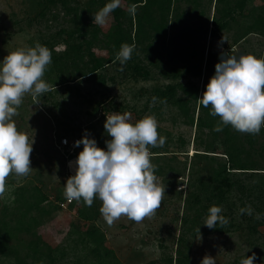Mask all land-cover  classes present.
Masks as SVG:
<instances>
[{
	"label": "rangeland",
	"instance_id": "rangeland-1",
	"mask_svg": "<svg viewBox=\"0 0 264 264\" xmlns=\"http://www.w3.org/2000/svg\"><path fill=\"white\" fill-rule=\"evenodd\" d=\"M200 1L198 11L187 21L201 30L196 34V39L198 50L203 49L202 56L206 57L208 51L215 50L219 54L228 53L237 57L252 54L264 58V37L257 34H249L232 46L251 22V10L264 12L263 0H247L243 12H233L231 27L220 34L212 32L211 20L206 18L210 14L211 19L215 0L212 3L209 0ZM42 2L0 0V61L18 48L34 47L36 42L43 45L47 36H56V41L62 43L57 32L69 26L68 18L58 8L51 12L44 11ZM77 2L83 4L86 0H76L74 4ZM181 6L189 9L191 5L183 2ZM200 10L205 13L203 16L199 14ZM104 28L103 31H106V26ZM56 49L62 50L63 46L57 45ZM96 53L102 55L105 51L98 49ZM175 63L180 67L184 61ZM214 72L203 70L201 76L188 74L178 82L201 88L203 80H209ZM153 76L149 80L138 78L135 81L124 73V66L114 63L73 86L53 90V97L45 93L43 98V94L39 102L40 99H48L45 106L41 102L36 104L30 94L25 96L18 109L19 115L13 120L18 131L26 133L29 139L33 137L30 166L34 171L26 178L9 176L6 181L8 191L0 199V203L8 208L3 212L4 206L1 209L0 205V222H5L4 229L12 231L18 216L23 212L37 219L33 227L20 230L15 235L12 232L7 242L15 247L24 263L167 264L170 257L172 260L176 257L177 240L183 235L186 240L183 251L186 264H200L206 254L215 258L216 264H240L242 258L253 253L257 258L254 264H264V224L260 218H256L255 210L252 216L239 214V209L252 206L254 199L243 205L233 202L235 192L233 197L227 196L225 201L228 203L222 204L221 208L222 213L229 216L228 224L219 232H214L203 225L204 219H200V239L194 228L183 225L185 197L197 193L202 195L204 201H208L211 195L210 177L216 163L213 157L203 156V144L194 135L196 123L193 126L183 124L181 113L176 107L164 106L159 116H155L159 125L158 133L166 137V142L163 146L149 149L152 153L151 163L157 169L155 174L160 183L165 184V197L154 217L136 223L122 216L112 226H108L99 211L101 201L98 199L94 200L91 207L84 206L81 201L66 210L53 209L45 201L40 203L41 195L61 197L66 179L74 175V163L70 168L69 163L61 157L63 154L55 150V139L62 135L80 138L87 132L99 148L106 150L105 140L111 139L103 128L106 116L112 112H127L131 116L129 122L135 123L145 115H153L149 111L154 106L153 101L148 102L151 90L171 82L162 79L157 73H153ZM43 79L54 87L58 84L51 64ZM48 107L52 112H47ZM183 140L185 146L180 147ZM221 148L220 139H216L215 152H222ZM253 158L259 164L257 168H263V159L259 155ZM70 161L74 162L75 159ZM217 161L221 162V159ZM260 175L264 178V174H253L249 183L259 187L262 183ZM17 187L23 188L25 192L13 202L12 192ZM0 264L17 262L9 255H0Z\"/></svg>",
	"mask_w": 264,
	"mask_h": 264
},
{
	"label": "trees",
	"instance_id": "trees-1",
	"mask_svg": "<svg viewBox=\"0 0 264 264\" xmlns=\"http://www.w3.org/2000/svg\"><path fill=\"white\" fill-rule=\"evenodd\" d=\"M42 1L44 11L51 12L58 8L70 23L69 28H63L57 32L62 43L56 41V36H47L43 42V46H46L52 53L51 65L58 78V84L54 87L55 90L73 86L83 79L94 76L111 64H118L119 62L115 61V55L123 43L135 45L131 59L123 65L124 73L126 72L135 81L138 78L142 80L154 78L153 73L159 74L164 80L171 81L151 90L148 102L153 101V97L157 99L149 111L157 117L162 107H176L181 113L183 124L193 126L196 123L194 135L203 144L202 152L205 154L203 156L213 157L216 163L210 177L211 195L208 197V201H204L202 195L197 193H190L185 197L183 225H189L196 230L199 220H205L208 209L213 205L221 207L222 204L228 203L225 200L227 196L233 197V192L236 193V197H233L234 203L241 202L244 205L245 203L249 204L254 199L251 208L260 214V221L264 224L263 175L259 176L262 180L259 187L249 183V180L253 179V174H264V166L257 168L259 164L253 158L254 155H259L264 163V128L261 129L259 135L241 134L234 131L230 126L225 127L222 132H214L212 129L217 124L219 117L210 116V109L199 106L196 102V99H199L205 91V86L209 80H203L201 88L197 85H183L178 82L188 74L201 76L203 70L208 73L214 72V66L220 60L221 54L215 50L208 51L206 57L202 56L203 49L198 50L196 39V34L201 30L187 21L198 11L201 1L121 0V5L111 13L109 21L104 26L93 24L92 15L110 0H86L83 4L78 2L74 4L76 0ZM209 1L212 3V0ZM246 1L215 0L211 19L210 14L206 17L209 21L211 20L212 32L220 34L230 28L233 12L242 13L246 8ZM183 2L191 5L190 8L183 9L181 6ZM131 4L137 5L135 15H130L127 11ZM199 14L203 16L205 13L200 10ZM251 14V22L245 30H242L243 32L240 33L238 40L232 46L244 40L249 34L264 37V12H255L252 9ZM105 26L107 30L103 31ZM62 36H66V38ZM57 45H62L63 49H56ZM98 49L104 50L105 54L96 53ZM229 49L230 47L227 48V50ZM227 55L230 54L227 53ZM178 60L184 61L180 67L176 66L175 63ZM53 90L50 89L47 96L53 97ZM45 96L44 94L43 98ZM47 100L42 101L40 99V102L45 106ZM161 100H166V103H161ZM40 107L42 108L41 105ZM47 110V112H52L50 107ZM135 118L139 119L138 116ZM206 136L207 139H204ZM58 137L57 140L62 137L69 138L63 135ZM216 139L221 141L222 152H215L214 143ZM184 146L183 140L180 147ZM54 148L56 150L55 144ZM77 151L73 155L67 157L61 155V157L67 163L68 160L76 158ZM209 153L212 155L219 154V156H210ZM217 158H220L221 162L217 161L220 160ZM258 171H263V173H256ZM72 174H75V170L72 171ZM24 192L25 190L21 187L15 188L12 192V197L15 199L12 201H17ZM39 201L40 203L45 201L53 209L64 210L59 206V202L64 201L63 193L61 197L57 198L41 195ZM40 203L36 204L39 205ZM74 203L75 201L70 203L68 209ZM0 205L2 209L4 205L1 203ZM7 209L4 206L3 212H6ZM43 212L46 211L43 210ZM221 215L229 218L228 214L221 213ZM18 218L12 231L11 229H4L5 222H0V255H9L17 264H26L21 260L15 247L10 246L7 242L11 239L12 232L15 235L20 230L25 231L27 228L33 227L37 219L26 216L24 212ZM221 229L222 227L217 225L212 230L219 232ZM185 243L186 240L181 235L176 244V257L174 260L170 257L167 264H186L183 252L186 248Z\"/></svg>",
	"mask_w": 264,
	"mask_h": 264
},
{
	"label": "clouds",
	"instance_id": "clouds-1",
	"mask_svg": "<svg viewBox=\"0 0 264 264\" xmlns=\"http://www.w3.org/2000/svg\"><path fill=\"white\" fill-rule=\"evenodd\" d=\"M120 5L121 0H110L92 15V23L104 26ZM136 9L137 5L131 4L127 11L135 15ZM134 48L135 45L121 44L115 61L125 65ZM51 63V51L39 42L34 47L18 48L0 61V199L8 191L6 181L9 176L26 178L34 171L30 166L33 137L29 139L26 133L18 131L13 117L19 115L18 109L27 94L39 104L43 94L55 90L43 79ZM214 67V75L201 97L196 99L199 106L210 109V116L219 117L212 130L222 132L230 126L241 134L259 135L264 128V58L222 53ZM156 99L153 97V103ZM160 102L166 103V100ZM130 119V113L112 112L103 124L106 134L111 137L105 140L106 150L99 148L85 132L74 142V147L83 146L82 151L73 158L74 162L67 161L70 168L74 163L75 174L63 185L64 198L68 202L82 201L86 207H91L94 200H100L99 211L108 226L122 216L136 223L151 219L165 197V184L160 183L155 174L157 169L151 163L149 149L163 146L166 137L159 135L155 115H145L135 123H130ZM221 213V207L211 206L203 225L208 229L227 225L229 221ZM239 214L252 216L253 209L250 205L240 208ZM256 218H260V214H256ZM196 232L200 239L199 227ZM256 259L253 253L242 258L240 264H254ZM200 264H216V260L206 254Z\"/></svg>",
	"mask_w": 264,
	"mask_h": 264
},
{
	"label": "built area",
	"instance_id": "built-area-1",
	"mask_svg": "<svg viewBox=\"0 0 264 264\" xmlns=\"http://www.w3.org/2000/svg\"><path fill=\"white\" fill-rule=\"evenodd\" d=\"M79 139H80L79 137H72V138L62 137L59 140L55 139V147L61 154L67 157L68 155H73L79 149V147H74V142ZM65 140L67 141L66 144L63 143V141ZM72 202H68L64 198V201L59 202V206L60 208L66 210L68 208V205Z\"/></svg>",
	"mask_w": 264,
	"mask_h": 264
}]
</instances>
